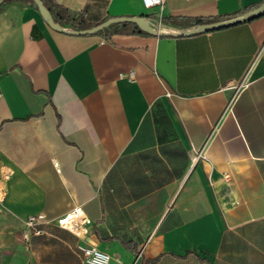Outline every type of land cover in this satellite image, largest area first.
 I'll return each mask as SVG.
<instances>
[{"label":"crops","instance_id":"0c3cea01","mask_svg":"<svg viewBox=\"0 0 264 264\" xmlns=\"http://www.w3.org/2000/svg\"><path fill=\"white\" fill-rule=\"evenodd\" d=\"M55 1L92 26L142 16L174 34L75 35L1 4L0 264H81L56 224L75 206L109 264H264V13L180 34L264 0H165L160 17L142 0Z\"/></svg>","mask_w":264,"mask_h":264},{"label":"built area","instance_id":"2783aa9c","mask_svg":"<svg viewBox=\"0 0 264 264\" xmlns=\"http://www.w3.org/2000/svg\"><path fill=\"white\" fill-rule=\"evenodd\" d=\"M142 2L145 9L158 10L157 15L160 17L165 0H142ZM44 221L45 217L42 213L29 215L25 220L26 230L23 232V239L28 240L31 234H37L39 232L37 226ZM56 224L80 238L76 249L80 254L81 264H109L110 255L85 240L88 220L81 206H75L70 209L57 219Z\"/></svg>","mask_w":264,"mask_h":264},{"label":"water","instance_id":"95a60500","mask_svg":"<svg viewBox=\"0 0 264 264\" xmlns=\"http://www.w3.org/2000/svg\"><path fill=\"white\" fill-rule=\"evenodd\" d=\"M5 0H0V4L3 3ZM35 3L41 17L44 19V21L53 29L62 31V32H68L70 34L75 35H87V34H95L104 28L108 27L109 25L116 23V22H131L135 23L137 27L140 30H143L147 33L153 34V35H171L174 33H168L165 31H161L157 28H154L149 22H147L142 16H125V17H115V18H109L105 21H102L98 24H95L91 27L84 28V29H66L62 27L60 24L54 22L49 10L46 8V6L42 3L41 0H33ZM264 13V3L260 4L258 7L251 9L242 15L231 17L228 19L216 21V22H209V23H203L196 25L193 28L187 29L185 31H182L180 34L182 35H189L196 32H207L214 29L222 28L225 26H229L232 24H236L239 22L250 20L256 16H259L260 14Z\"/></svg>","mask_w":264,"mask_h":264},{"label":"trees","instance_id":"16d2710c","mask_svg":"<svg viewBox=\"0 0 264 264\" xmlns=\"http://www.w3.org/2000/svg\"><path fill=\"white\" fill-rule=\"evenodd\" d=\"M27 1L29 3H31L37 9L33 0H27ZM41 1L46 6V8L49 10L54 22L60 24L62 27L67 26V27H70L71 29L79 30V29H84V28H88V27L92 26V25L86 23L81 15L76 14V13L70 11L68 8L59 5L55 0H41ZM1 4H0V6H1ZM202 22H204V19H196L195 20V24H199ZM161 23L163 25H167V22H164L163 18L161 19ZM120 24L126 25L128 23L123 22ZM131 24L136 27L135 23H131ZM107 30H108L107 28H104L103 30L97 32L96 34L105 32ZM139 31L143 32L141 30H139Z\"/></svg>","mask_w":264,"mask_h":264},{"label":"rangeland","instance_id":"374dc122","mask_svg":"<svg viewBox=\"0 0 264 264\" xmlns=\"http://www.w3.org/2000/svg\"><path fill=\"white\" fill-rule=\"evenodd\" d=\"M80 236H82V235H80Z\"/></svg>","mask_w":264,"mask_h":264},{"label":"bare ground","instance_id":"6f19581e","mask_svg":"<svg viewBox=\"0 0 264 264\" xmlns=\"http://www.w3.org/2000/svg\"><path fill=\"white\" fill-rule=\"evenodd\" d=\"M80 233V232H79Z\"/></svg>","mask_w":264,"mask_h":264}]
</instances>
